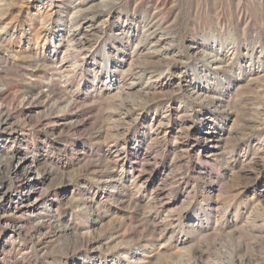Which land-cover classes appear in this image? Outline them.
Here are the masks:
<instances>
[{"label":"rangeland","instance_id":"1","mask_svg":"<svg viewBox=\"0 0 264 264\" xmlns=\"http://www.w3.org/2000/svg\"><path fill=\"white\" fill-rule=\"evenodd\" d=\"M5 110L0 264H264V0H0Z\"/></svg>","mask_w":264,"mask_h":264},{"label":"bare ground","instance_id":"2","mask_svg":"<svg viewBox=\"0 0 264 264\" xmlns=\"http://www.w3.org/2000/svg\"><path fill=\"white\" fill-rule=\"evenodd\" d=\"M11 120H12V114L10 112H8L7 110L3 111L2 116L0 117V129L1 130H9L10 132H15V130H17V128H15V125H14V123H12ZM9 165H10L9 172L13 173L16 176H21L22 179L23 178L26 179L29 182V185H30L29 187H33V186H36L38 184V178L40 177L41 172L35 166L34 162L29 157L23 156V155H18V154H13L12 162ZM46 175L49 176V174H47V173H46ZM29 189H30L29 192H31L33 190V188H29ZM5 195H7L6 192H3V194L0 196V200ZM29 195H30V193H29ZM29 195H27V196H29ZM27 196L25 197L26 199L28 198ZM41 198H42V194H39L34 200H32L29 204H27V206L31 209L30 212L33 216L38 215V214H35V212L37 210H39V208H42V207H43V210L45 212H49L50 209L52 210V208L48 207V205L44 201H42ZM20 203L22 205H24L26 203L24 198H22ZM13 228L16 229L18 227L16 225H14Z\"/></svg>","mask_w":264,"mask_h":264}]
</instances>
